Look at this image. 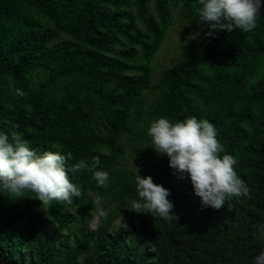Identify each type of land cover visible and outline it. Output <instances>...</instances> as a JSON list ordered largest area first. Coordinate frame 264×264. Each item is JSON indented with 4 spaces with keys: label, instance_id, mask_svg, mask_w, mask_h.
I'll return each instance as SVG.
<instances>
[{
    "label": "trees",
    "instance_id": "1",
    "mask_svg": "<svg viewBox=\"0 0 264 264\" xmlns=\"http://www.w3.org/2000/svg\"><path fill=\"white\" fill-rule=\"evenodd\" d=\"M176 7L198 43L154 81L152 61ZM198 7L197 0H0V131L18 125L38 154L71 152L69 163L99 156L98 169L109 173L105 188L87 171L70 175L83 186L70 205L0 193V264H254L264 248L257 231L264 225V0L248 33L205 35ZM15 88L27 96L14 97ZM190 116L215 125L249 197L202 209L190 180L148 147L150 121ZM132 158L141 177L170 191L178 219L126 209L137 198ZM97 196L107 218L91 229Z\"/></svg>",
    "mask_w": 264,
    "mask_h": 264
},
{
    "label": "clouds",
    "instance_id": "2",
    "mask_svg": "<svg viewBox=\"0 0 264 264\" xmlns=\"http://www.w3.org/2000/svg\"><path fill=\"white\" fill-rule=\"evenodd\" d=\"M198 23H207V36L226 30H240L248 33L257 28L261 18L262 0H197ZM193 34L190 39H196ZM12 95L24 98L27 93L15 88ZM31 113V105H24ZM18 125H11L9 132L0 131V193L10 200H21L27 194L38 200L43 206L53 202L72 204L74 198H81L83 186L72 182L71 176L87 171L95 180L97 187L105 188L109 183V173L98 169L99 156L91 162L73 159L71 152L59 151L37 153L30 147L29 141L19 132ZM147 136L154 152L168 158V166L179 179H189L193 194L200 199L201 208L211 207L219 210L233 198L249 197L250 189L236 171L238 160L227 154L219 141L215 125L207 119L196 116L172 121L164 117L149 122ZM136 168L135 191L137 198L128 201L129 211L149 214L154 218L171 221L174 204L169 199L170 191L153 181L151 176L141 177ZM99 218H107V212L101 207L102 199L97 196L93 201ZM259 239L264 240V225L257 229ZM254 264H264V248L254 256Z\"/></svg>",
    "mask_w": 264,
    "mask_h": 264
},
{
    "label": "rangeland",
    "instance_id": "3",
    "mask_svg": "<svg viewBox=\"0 0 264 264\" xmlns=\"http://www.w3.org/2000/svg\"><path fill=\"white\" fill-rule=\"evenodd\" d=\"M178 8H175V14L173 16V24L170 27V30L155 55L152 61V71H153V79L157 81L161 75V71L163 68L169 66L173 63V61L179 59L185 54V49H191L198 43V39H190L193 34H196L195 29H192L189 33L187 31L188 27L185 26L186 23L183 20L179 19ZM136 164L134 159L128 160V167L135 168ZM98 214H95L91 220V229H95L98 224ZM123 218H118L115 221L116 225H119L122 222ZM51 226L50 224L48 225Z\"/></svg>",
    "mask_w": 264,
    "mask_h": 264
}]
</instances>
